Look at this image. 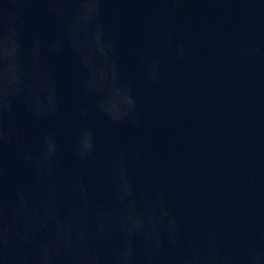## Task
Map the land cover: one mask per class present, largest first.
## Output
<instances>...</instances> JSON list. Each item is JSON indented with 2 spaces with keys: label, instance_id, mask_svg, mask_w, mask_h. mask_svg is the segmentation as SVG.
I'll return each instance as SVG.
<instances>
[{
  "label": "clouds",
  "instance_id": "clouds-1",
  "mask_svg": "<svg viewBox=\"0 0 264 264\" xmlns=\"http://www.w3.org/2000/svg\"><path fill=\"white\" fill-rule=\"evenodd\" d=\"M186 2L0 0V264H264V229L225 243L215 216L187 224L165 186L137 180L142 153L102 150L92 123L99 116L109 129L141 124L112 27L119 11L109 16L105 6H147L145 46L134 58L142 79L159 85L168 60L187 55L165 22ZM45 20L54 25L47 35L36 27ZM257 30L249 17L234 60L264 61ZM65 56L75 61L71 112L53 63ZM246 184L259 187L255 170Z\"/></svg>",
  "mask_w": 264,
  "mask_h": 264
},
{
  "label": "water",
  "instance_id": "water-1",
  "mask_svg": "<svg viewBox=\"0 0 264 264\" xmlns=\"http://www.w3.org/2000/svg\"><path fill=\"white\" fill-rule=\"evenodd\" d=\"M107 14L119 11L112 27L126 76L133 82L141 124L109 129L99 116L92 123L102 150H139L134 165L141 184L163 185L171 204L187 224L210 215L225 243L264 229V61L233 59V49L245 38L249 17L257 23L254 42L264 45V0L252 5L234 0H188L165 22L183 40L182 62L168 60L159 85L142 79L135 51L145 46L144 5L109 3ZM155 7V6H153ZM36 27L45 35L51 20ZM162 58L167 52L160 50ZM65 110L74 96L75 61L55 58ZM66 157L70 144L64 142ZM255 170L256 190L246 177Z\"/></svg>",
  "mask_w": 264,
  "mask_h": 264
}]
</instances>
